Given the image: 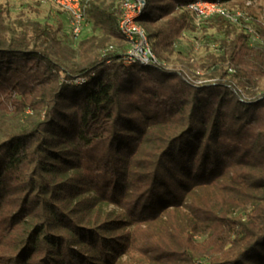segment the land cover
Wrapping results in <instances>:
<instances>
[{"label": "trees", "instance_id": "obj_1", "mask_svg": "<svg viewBox=\"0 0 264 264\" xmlns=\"http://www.w3.org/2000/svg\"><path fill=\"white\" fill-rule=\"evenodd\" d=\"M144 1L147 64L121 0H87L75 51L0 5V264H264V41L213 15L190 61L193 0Z\"/></svg>", "mask_w": 264, "mask_h": 264}, {"label": "rangeland", "instance_id": "obj_2", "mask_svg": "<svg viewBox=\"0 0 264 264\" xmlns=\"http://www.w3.org/2000/svg\"><path fill=\"white\" fill-rule=\"evenodd\" d=\"M109 2V0H105ZM263 0H241L224 2L222 6L231 14L241 13L236 21L227 20L232 24L234 31L244 30L251 34V42L264 41V18L261 11ZM0 5L6 9L8 20L21 19L23 21L47 22L54 29L55 38L75 51L78 43L90 37H99L101 33L93 29L92 23L85 13V18L78 36L71 34V19L67 12L56 6L52 0H0ZM222 37L215 28L206 25L205 20L198 24L194 22V28L183 31L181 37L175 43V49L181 51L190 61L199 62L205 59L208 52H216L219 39ZM165 61H162V63ZM184 63V62H183ZM169 67L180 66L175 55H170V60L165 62ZM200 80H212L206 78L204 69L197 70ZM29 110H27L28 112ZM13 119L7 116V125L12 126ZM112 209V206L104 207Z\"/></svg>", "mask_w": 264, "mask_h": 264}, {"label": "built area", "instance_id": "obj_3", "mask_svg": "<svg viewBox=\"0 0 264 264\" xmlns=\"http://www.w3.org/2000/svg\"><path fill=\"white\" fill-rule=\"evenodd\" d=\"M60 9L67 12L71 19V34L75 37L81 33V27L85 18L87 0H52ZM144 0H121V13L118 18V29L127 42L125 59L127 62H141L147 64L155 60L147 39L145 29L137 22ZM186 7L192 12L193 22L198 24L213 15H223L231 21H236L241 13H229L219 1L193 0ZM201 81L197 79L196 82Z\"/></svg>", "mask_w": 264, "mask_h": 264}]
</instances>
